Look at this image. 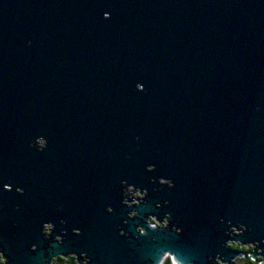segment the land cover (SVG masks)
<instances>
[{
  "label": "water",
  "instance_id": "95a60500",
  "mask_svg": "<svg viewBox=\"0 0 264 264\" xmlns=\"http://www.w3.org/2000/svg\"><path fill=\"white\" fill-rule=\"evenodd\" d=\"M161 178L174 188L150 183ZM9 181L11 264H83L81 252L92 264H231L237 222L248 230L234 241L264 248V0H0ZM122 181L147 193L127 205ZM45 224L67 233L62 246Z\"/></svg>",
  "mask_w": 264,
  "mask_h": 264
},
{
  "label": "clouds",
  "instance_id": "9594fccd",
  "mask_svg": "<svg viewBox=\"0 0 264 264\" xmlns=\"http://www.w3.org/2000/svg\"><path fill=\"white\" fill-rule=\"evenodd\" d=\"M104 19H109L110 18V14L109 13H104ZM141 88H139L138 90H141ZM138 139V137H137ZM29 147H34V142L31 141L29 144ZM40 150H46V144L41 143L40 145ZM145 171L146 172H154L155 171V166L154 165H148L145 167ZM159 182L161 184V189L163 188H167L169 190L174 188V182L169 179L168 181H165L163 178H161L159 181L153 180L150 181V183H157ZM121 186L123 189V196L127 197L129 195V193H132V195L137 199H142V195L139 191L132 189L130 186L127 185L126 182L122 181L121 182ZM0 189H2L3 191L6 192H11L12 191V186H11V181H9L8 183H4V184H0ZM16 193L18 195H23L24 194V190L22 188H20L19 186H17L16 188ZM124 203H127V200H124ZM135 203V200H134ZM139 205L137 204V207ZM159 207V205H158ZM15 210H19L18 208ZM4 211V206L2 204H0V212ZM105 213L106 214H112V209L110 207H107L105 209ZM133 216L135 215V213L132 214ZM148 224L152 227V228H156L159 225V221H157L154 217H149L148 218ZM61 223H63V221H61ZM221 223H223V221H221ZM167 224V219L165 221V225H160V226H166ZM16 227L15 224L11 225V228L14 229ZM174 231H178L176 229H173ZM248 229L239 224V222H237V226L234 228H230L229 232L226 233V235L228 236H232V235H242L245 231H247ZM53 231V225L52 224H45L41 227V235L44 237V239L48 240L50 243L52 244H59V245H63L64 242V237L67 235V233H62L60 236L57 237H52L51 233ZM118 235L123 238V239H129L128 235L125 234L122 230V228L118 227L117 229ZM138 232L142 233V230H138ZM72 234L74 236H80L82 233L79 231V229H73ZM12 235L14 236L15 233L13 232ZM260 243L264 244V241H261ZM227 248L229 249H237L240 250L242 252L247 253V255L245 256H241L239 258H235L231 264H264V248H260L258 245L257 246H253V244H250L248 247H244L242 248L241 245L235 241H229L227 242V244L225 245ZM8 249L7 247H0V264H11V261L9 259V257L6 255ZM30 252H37L38 248L35 244H33L30 249ZM52 251H56V248L53 247ZM253 253H255V258H253ZM77 255L76 254H69L68 256H65L63 254H57L55 256H52L48 261L47 264H78V259H77ZM80 259L83 261V264H92V260L91 258L87 255V253L85 252H81L80 253ZM161 264H178V261H176L174 259V255L173 254H166L163 258V260L161 261ZM217 264H223V262L218 258L217 259Z\"/></svg>",
  "mask_w": 264,
  "mask_h": 264
},
{
  "label": "flooded vegetation",
  "instance_id": "af4514ba",
  "mask_svg": "<svg viewBox=\"0 0 264 264\" xmlns=\"http://www.w3.org/2000/svg\"><path fill=\"white\" fill-rule=\"evenodd\" d=\"M41 143H43V142H42V141H38V147H40ZM131 188L134 189V190L139 191V192L141 193L142 197H144V196H145V193H147V192H145V191H141V190H139V189H135V188H133V187H131ZM122 193H123V190H122ZM125 199L127 200V203H126L127 205H131V204H132V202H128V199H131L132 201L136 200V198L132 195V193H129V195H128L127 197H125ZM166 219H167V222H168V219H169V218H168V217H165L162 225H165V221H166ZM231 228H234V227H231ZM229 230H230V228H229ZM229 230H227L226 233L229 232ZM226 236H227V238H228V241H227V242H229L230 240H231V241H234V238L239 237V236H241V235H232V236H228V235H226ZM227 242H226V244H227ZM235 242L239 243V244L241 245L242 248H244V247H248V246L250 245V244H241L239 241H235ZM231 250L241 252V254H243L242 256L247 255V253L242 252V251L237 250V249H231ZM237 258H239V257H237ZM233 260H234V259H233ZM233 260H232V261H233Z\"/></svg>",
  "mask_w": 264,
  "mask_h": 264
},
{
  "label": "snow or ice",
  "instance_id": "6c2138e0",
  "mask_svg": "<svg viewBox=\"0 0 264 264\" xmlns=\"http://www.w3.org/2000/svg\"><path fill=\"white\" fill-rule=\"evenodd\" d=\"M142 90V89H141Z\"/></svg>",
  "mask_w": 264,
  "mask_h": 264
}]
</instances>
